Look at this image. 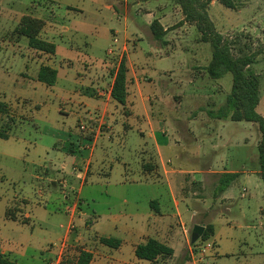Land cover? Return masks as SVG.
I'll use <instances>...</instances> for the list:
<instances>
[{"label": "rangeland", "instance_id": "374dc122", "mask_svg": "<svg viewBox=\"0 0 264 264\" xmlns=\"http://www.w3.org/2000/svg\"><path fill=\"white\" fill-rule=\"evenodd\" d=\"M166 1L173 14L176 13L174 21L177 22L184 13L176 0H126L128 9L123 6L124 0H0V99L8 106V111L0 116V124L9 125L8 137H0V217L6 210L19 216V221L7 220L6 226L0 223V231L8 237L7 243L20 239L26 252L41 255L40 251L63 233L59 225L68 220L63 211L64 203L71 204L78 197L88 205H84L88 212L101 211L107 207L114 209L113 200L130 194L125 185L111 184L106 192L99 180L106 178L110 171L115 176L116 168L122 169L116 161L120 160L121 152L130 160L131 167L137 165L135 156L144 155L140 147L145 150L143 142L149 143L147 124H138L135 119L125 120L123 106L119 105L115 129L107 133V123L99 128L105 135L97 141L96 150L104 157L97 158L94 176L88 177L80 187L79 180H74L71 174L65 142L79 134L80 123L85 122L89 127H95V123L78 120L77 113L70 112V89L76 73H81L84 66L93 71L103 66L113 31L119 41L124 36L142 33V45L147 44L146 35L133 22L138 18L139 6L155 7ZM203 1H208V13L218 32L229 39L239 36L240 44L247 43L250 47L248 52L264 50V0H229L230 6L221 0ZM22 15L43 18L45 24L41 32L44 37L50 32L57 35L50 38L56 43L55 61L45 52L31 48L27 37L17 32ZM51 26H56L57 31ZM59 30L63 31H60L62 37ZM179 30L175 38L178 50L180 39L186 38L189 45L199 40L196 26L187 30L188 33ZM205 44L207 47L194 45L197 49L191 58L179 56L181 65L170 77L148 68L156 81L151 90H145L146 94L153 95L150 112L156 119L165 121L167 133H159L170 141L169 147H161L164 159L170 157L175 162L173 155L177 152L186 157L209 149L208 157L214 162L224 165L228 161L226 167L240 171L233 182L232 198H205L204 205L209 206L205 221L213 225V233L206 240L199 238L197 245L203 246L206 242L212 245L201 260L197 259L199 251L193 245L195 264H264V185L257 172V128L253 122L208 115V110H216L225 102L231 88V74L226 73L219 79L207 75L204 56L211 52V46ZM109 48L108 54L115 51V47ZM42 63H55L58 77L53 85L35 78ZM252 66L260 80L257 111L264 116V52L257 54ZM65 70L67 76H60ZM145 82V88H150ZM88 100L90 109L98 105L96 98ZM136 104L135 110L142 114L144 108L138 101ZM206 120H216V127L207 128ZM125 123L131 128L125 130ZM139 125L145 129L144 138L137 133ZM214 141L217 144L212 149ZM211 192L210 189L209 194ZM25 213L29 218L24 217ZM191 225L187 222L189 237ZM180 239L183 241V237ZM78 246L85 247L86 243ZM172 264L178 261L174 259Z\"/></svg>", "mask_w": 264, "mask_h": 264}, {"label": "crops", "instance_id": "0c3cea01", "mask_svg": "<svg viewBox=\"0 0 264 264\" xmlns=\"http://www.w3.org/2000/svg\"><path fill=\"white\" fill-rule=\"evenodd\" d=\"M123 6L128 9L126 0H124ZM137 12L138 18L133 22L146 35L147 44L142 45L144 43L142 33L124 36L119 41L115 36L116 31H113L112 43L106 48V57L102 60L103 66L94 71L84 66L81 73H76L74 85L70 89L72 94L70 112L77 113L78 120L93 121L95 127H89L87 131H80L76 136L67 138L65 142L66 145L70 141L75 142L78 137L85 135L90 129L94 132L89 149L80 151L78 156L65 151L70 157L71 174L75 176L73 179H78L81 187L88 177L94 176V162L98 161V157L102 158L103 156L100 150H96L97 141L105 135L100 132L99 128L101 125H105L102 123H107L106 127L109 128L107 133L115 129L118 120L115 113L119 111V105L123 106L125 120L135 119L138 120V124L145 122L148 126L149 143L144 141L145 150L142 147L139 150L145 152V156L136 154L134 159L137 158L139 161L137 160L135 167H131L130 160L124 158V153L121 152L118 156L120 160L117 158L116 161L120 163L122 169L116 168L115 176L110 171L106 174V178L99 180L101 186H105L106 192L107 187L111 184L125 185L130 194L118 196L117 200H113L114 209L107 207L101 211L92 209L91 212H88L89 210L86 209L88 205L78 197L71 204L64 203L63 211L68 215V220L66 224L59 225L60 228L64 229L63 233L53 242H49V245L40 251L41 255L26 252L20 239H14L12 243H7L8 237L0 231V253L4 256L22 264H51V262L76 264L80 252L85 251L91 254L88 264H152L146 259L138 258L135 255V247L137 244L144 243L148 238H155L173 250L170 257L160 258L155 264H172L174 259L178 261V264H195L193 259L194 247L187 233V222H191L193 224L191 226L210 224L205 221L209 213V206L204 205L206 196H212L214 200L232 198L233 182L238 176L224 191L216 192L218 175L223 172H236L239 175L240 171L231 166L226 167L228 161L224 165L214 162L208 157L210 155L209 149H207L208 152L205 150L202 151V154L196 155L194 153L186 157H181L183 153L177 152L173 155L175 162L170 157L164 159L161 147H169L170 141H167V138L159 135V133L164 135L167 133V129L164 127L165 121L164 119H156L150 112L153 106V95L146 94L145 91L151 90V87L156 84L155 79L148 72V68L163 76L170 77L176 73L181 65V61L178 60L179 56L182 59L191 58L197 49L193 46L203 45L205 47L207 42L195 40L191 46L185 41L186 38L178 39L181 46L178 50L179 47L175 39L177 38L176 33L180 32L179 29L186 30L188 33L187 30L195 27V25L188 23L184 16L177 18L179 19L177 22L174 21L177 17L176 13L173 14V10L169 9L167 1L155 7L139 6ZM155 19L166 31L162 40H157L152 35L150 25ZM174 23L178 24L175 25ZM50 28L57 31L56 26ZM63 29L66 27L63 26ZM60 31H63L59 30L60 37H62ZM50 33L49 36L44 37L40 31L39 36L53 42L56 49L55 39L51 41L50 38L57 35ZM110 46L115 47V51L108 54ZM70 47L72 46L70 45ZM137 47L140 50H136ZM44 54L51 56V59L54 60L55 51ZM210 56V51L207 56H204L205 66ZM122 57L125 58L127 67V96L124 104L117 102L110 94L114 75ZM157 62H160L161 65H157ZM171 62L173 63L170 64ZM41 65H49L55 68L57 81L58 70L55 63H42L39 67ZM92 73L95 76L92 77ZM67 74L65 70L60 76L66 77ZM144 82L149 84L150 88H145ZM89 97L98 100V105L94 109H90ZM137 101L144 108L142 114L135 110ZM204 123L207 128L213 125L215 128L217 125L216 120H206ZM123 128L128 130L131 125L125 123ZM137 128V133L144 138L146 136L144 127L139 125ZM214 128H212L213 133L216 132ZM82 143L85 144V142ZM216 144L217 141L212 142L211 148H216ZM85 151L87 154L83 153ZM179 158L181 161H178ZM183 161L184 165H182ZM133 162L135 161L133 160ZM210 189L212 192L209 194ZM241 196H244V192L241 193ZM67 198L68 196L65 194V199ZM226 208L229 210L228 207ZM16 217V219L10 218L6 210L4 215L0 217V223L6 226L7 220L19 221L17 214ZM24 217L29 218L27 213L24 214ZM181 237H183V241H181ZM101 238H111L119 240V242L108 245L102 242ZM82 242L86 243L85 247L78 246ZM73 243H77L78 248Z\"/></svg>", "mask_w": 264, "mask_h": 264}, {"label": "trees", "instance_id": "16d2710c", "mask_svg": "<svg viewBox=\"0 0 264 264\" xmlns=\"http://www.w3.org/2000/svg\"><path fill=\"white\" fill-rule=\"evenodd\" d=\"M184 13V19L194 24L200 33L199 40L207 42L211 46V56L204 67L210 78L219 79L226 73L231 74V88L226 96L225 102L216 110H208V115L213 118L230 119L232 121H249L256 125L258 133L257 142V163L258 172L264 185V116L257 111L260 102L258 74L253 68L257 61V54L264 50L246 51L250 47L247 43L240 44V38L229 39L215 29V24L208 13V1L203 0H176ZM226 6H230L229 0H221ZM45 21L43 18L31 15H22L16 27L19 34L27 37L28 45L36 50L53 53L55 44L39 36ZM151 32L155 39L162 40L166 31L155 19L152 21ZM249 47V48H248ZM264 47V46H263ZM252 49V48H251ZM126 60L121 58L116 69L111 87V97L120 104L126 101ZM57 71L49 65H41L38 69L36 79L53 85L56 81ZM8 111L6 102L0 99V116ZM8 124H0V137L7 138L6 129ZM93 130L78 137L76 141H70L66 145L67 153L77 154L86 149V145L92 140ZM82 142H85L83 145ZM82 143V145H81ZM82 146V148H81ZM238 176L236 172H223L218 175L216 192L224 191L230 183ZM12 212V211H10ZM7 211V215L16 219V214ZM23 221V220H22ZM213 233V225L206 224L200 239L206 240ZM105 244L112 245L119 240L111 238H101ZM197 245V241L192 243ZM173 250L155 238H148L144 243L137 244L135 255L138 258L146 259L155 264L160 258L170 257ZM91 254L81 251L76 264H88ZM0 264H22L12 260L0 253Z\"/></svg>", "mask_w": 264, "mask_h": 264}, {"label": "built area", "instance_id": "2783aa9c", "mask_svg": "<svg viewBox=\"0 0 264 264\" xmlns=\"http://www.w3.org/2000/svg\"><path fill=\"white\" fill-rule=\"evenodd\" d=\"M111 51H112V48H109V52H111ZM79 128H80L81 131H87V130H89V126H88L85 122L80 123ZM90 147H91L90 144L86 145V148H87V149H89ZM78 176H79V175H78ZM211 245H212L211 242H206L205 245H203V246L200 245V244L197 245L196 248H197L198 251H199V255H198V257H197L198 260H201V259L204 257V254H205L206 250H207L208 248H210ZM51 264H55V262H51Z\"/></svg>", "mask_w": 264, "mask_h": 264}, {"label": "water", "instance_id": "95a60500", "mask_svg": "<svg viewBox=\"0 0 264 264\" xmlns=\"http://www.w3.org/2000/svg\"><path fill=\"white\" fill-rule=\"evenodd\" d=\"M205 226L201 224H195L192 228L191 236H190V241L191 243H195L200 236L202 235L204 231Z\"/></svg>", "mask_w": 264, "mask_h": 264}]
</instances>
